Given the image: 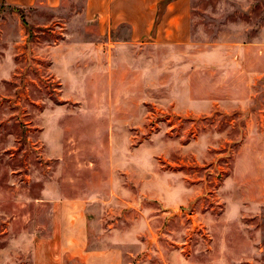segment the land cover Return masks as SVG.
I'll return each mask as SVG.
<instances>
[{
    "label": "rangeland",
    "instance_id": "obj_1",
    "mask_svg": "<svg viewBox=\"0 0 264 264\" xmlns=\"http://www.w3.org/2000/svg\"><path fill=\"white\" fill-rule=\"evenodd\" d=\"M191 1L82 60L96 20L0 0V264H264V0Z\"/></svg>",
    "mask_w": 264,
    "mask_h": 264
},
{
    "label": "crops",
    "instance_id": "obj_2",
    "mask_svg": "<svg viewBox=\"0 0 264 264\" xmlns=\"http://www.w3.org/2000/svg\"><path fill=\"white\" fill-rule=\"evenodd\" d=\"M4 0L5 4L19 9H48L52 11L60 9L76 10L73 15L74 21L83 25L80 30L91 20L95 29L90 37L100 40L88 44L86 39L78 38L72 48L71 58L86 59L90 56H100L102 52L97 44L102 41V36L109 35L112 31L118 30L121 25H128L131 28L132 41L150 38L154 31L157 32L158 39L162 35V26L166 23L176 27H188L193 24V7L191 0ZM78 8V9H77ZM81 11V12H80ZM163 11V12H162ZM108 36V37H109ZM109 37V38H110ZM69 38H71L69 36ZM161 40V39H160ZM112 45V38L108 40ZM68 41H63L52 48L54 71L65 73L70 66L67 63L69 48ZM103 45V44H102ZM101 50V51H100ZM92 53V55H90ZM62 56L63 60H60Z\"/></svg>",
    "mask_w": 264,
    "mask_h": 264
}]
</instances>
